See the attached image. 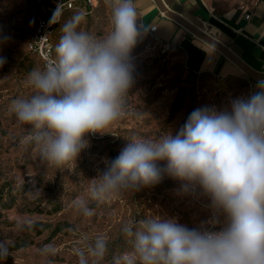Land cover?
I'll list each match as a JSON object with an SVG mask.
<instances>
[{"label": "clouds", "instance_id": "clouds-1", "mask_svg": "<svg viewBox=\"0 0 264 264\" xmlns=\"http://www.w3.org/2000/svg\"><path fill=\"white\" fill-rule=\"evenodd\" d=\"M107 3L112 30L98 39L82 30L85 14L74 13L61 25L55 59L28 74L34 94L13 101L17 121L31 126L28 139L49 165L77 161L89 147L88 136L106 134L123 115L134 85L132 52L147 31L133 0ZM62 17L60 2L49 25ZM5 63L0 57V67ZM127 141L93 179L91 200L104 203L122 191L138 192L169 178L180 184L177 195L202 202L208 218L193 227L168 215L123 224L121 232L133 247L124 264H264V79L248 93L229 97L223 108L194 109L175 135L167 131L155 140ZM77 208L93 215L86 201ZM107 252L102 235L87 250H75L78 264H89V257L99 264ZM7 254L0 242V257Z\"/></svg>", "mask_w": 264, "mask_h": 264}, {"label": "rangeland", "instance_id": "rangeland-1", "mask_svg": "<svg viewBox=\"0 0 264 264\" xmlns=\"http://www.w3.org/2000/svg\"><path fill=\"white\" fill-rule=\"evenodd\" d=\"M255 0H214L221 9L251 5ZM80 10L70 9L55 27L54 44L62 35L65 20ZM82 12V30L103 38L112 30V13L107 0H96ZM32 0H0V57L6 63L0 67V185L8 181L15 205L3 209L0 205V242L8 248L0 264H78L76 249L87 250L97 236H104L108 252L99 264H116L132 254L131 239L121 228L128 222L149 216H176L189 227L208 218L202 202L195 196H179L178 181L165 178L154 187L135 192L122 191L109 201L97 203L90 199L93 179L105 170V161L118 156L132 137L157 139L167 131L173 135L196 108L215 104L227 105L229 97L248 93L255 84L246 73L222 77L209 72L190 75L182 49L159 42L147 31L132 52L135 65L134 85L125 98L123 115L105 132L87 137L89 147L79 158L63 167L42 162L37 148L30 143V125L17 121L12 111L13 101L28 99L34 89L28 84L33 69H43L41 60L27 51L26 44L33 33L38 16ZM29 69H31L29 71ZM163 166V162H158ZM60 198L63 208L48 213L47 204ZM86 201L94 209L84 216L77 208ZM42 212L28 211L34 206ZM66 221L70 224L61 233L47 239L48 231L39 233L43 224ZM36 226L34 229L32 226ZM28 242L26 246H15ZM89 264L93 258L89 257Z\"/></svg>", "mask_w": 264, "mask_h": 264}, {"label": "crops", "instance_id": "crops-1", "mask_svg": "<svg viewBox=\"0 0 264 264\" xmlns=\"http://www.w3.org/2000/svg\"><path fill=\"white\" fill-rule=\"evenodd\" d=\"M56 0H32L37 12L49 18ZM188 20L234 52L252 70L264 73V0L251 5L221 9L214 0H164ZM146 30L156 26L154 37L182 49L190 75L209 72L222 77L239 76L243 69L227 54L194 36L161 12L155 0H133ZM246 15H249L247 18Z\"/></svg>", "mask_w": 264, "mask_h": 264}, {"label": "built area", "instance_id": "built-area-1", "mask_svg": "<svg viewBox=\"0 0 264 264\" xmlns=\"http://www.w3.org/2000/svg\"><path fill=\"white\" fill-rule=\"evenodd\" d=\"M62 3L63 12L68 9H76V10H84L89 5H95L96 0H56L54 2L51 15L56 7L57 3ZM51 17V16H50ZM49 18L39 15L35 29L33 33L30 35L29 40L27 42V49L32 54L37 56L44 68L55 59L54 53V45L52 42V35L54 31V25H49ZM248 18L249 15H246ZM156 26L149 28L147 31L150 34H153Z\"/></svg>", "mask_w": 264, "mask_h": 264}, {"label": "water", "instance_id": "water-1", "mask_svg": "<svg viewBox=\"0 0 264 264\" xmlns=\"http://www.w3.org/2000/svg\"><path fill=\"white\" fill-rule=\"evenodd\" d=\"M159 9L165 16L176 21L178 24L186 28L190 33L194 36L200 38L201 40L209 43L216 49L220 50L227 54L231 59H233L242 69L243 71L253 80L257 81L258 79H264V73L256 72L252 70L247 64H245L234 52H232L228 47L221 44L218 40H216L213 36L204 32L199 26H197L193 21L188 20L181 13L171 9L164 0H155Z\"/></svg>", "mask_w": 264, "mask_h": 264}, {"label": "trees", "instance_id": "trees-1", "mask_svg": "<svg viewBox=\"0 0 264 264\" xmlns=\"http://www.w3.org/2000/svg\"><path fill=\"white\" fill-rule=\"evenodd\" d=\"M70 10V9H68ZM67 11V10H65ZM58 23H56L54 25V31H53V35H52V42L54 45V53H55V44H54V33H55V27ZM29 40V39H28ZM28 42V41H27ZM26 48H27V44H26ZM28 51V49H27ZM29 53H31L30 51H28ZM32 54V53H31ZM56 55V53H55ZM43 65V64H42ZM44 67V66H43ZM31 69H29L30 71ZM202 73V72H201ZM16 202V195L13 194L11 186H9L8 181L4 180L3 183L0 185V205L3 209H10L15 205ZM48 207V213H56L58 211H60L63 208V202L61 201L60 198H57L56 200H53L51 202H49L47 204ZM39 211L42 212L43 208H40V204L39 206H34V208L29 209L28 211ZM70 224L66 221H58L56 223H45L43 224L42 228L39 230V233H42L43 231H48L47 234V239L51 240L52 238H54L55 236H57L59 233H61L65 228L69 227ZM34 229H36V226H32ZM28 244V242H22V244H18L17 246H15L16 248L22 247V246H26Z\"/></svg>", "mask_w": 264, "mask_h": 264}, {"label": "bare ground", "instance_id": "bare-ground-1", "mask_svg": "<svg viewBox=\"0 0 264 264\" xmlns=\"http://www.w3.org/2000/svg\"><path fill=\"white\" fill-rule=\"evenodd\" d=\"M197 26H198V24L196 23V21H193Z\"/></svg>", "mask_w": 264, "mask_h": 264}]
</instances>
